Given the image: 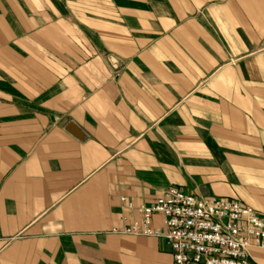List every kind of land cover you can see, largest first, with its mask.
Returning <instances> with one entry per match:
<instances>
[{
    "label": "crops",
    "instance_id": "1",
    "mask_svg": "<svg viewBox=\"0 0 264 264\" xmlns=\"http://www.w3.org/2000/svg\"><path fill=\"white\" fill-rule=\"evenodd\" d=\"M170 186L264 218V0H0V264H173Z\"/></svg>",
    "mask_w": 264,
    "mask_h": 264
},
{
    "label": "built area",
    "instance_id": "2",
    "mask_svg": "<svg viewBox=\"0 0 264 264\" xmlns=\"http://www.w3.org/2000/svg\"><path fill=\"white\" fill-rule=\"evenodd\" d=\"M121 200L134 208L133 200ZM141 211V221L114 231L165 239L173 264H257L250 250L264 249V218L236 199L189 195L170 186ZM155 214L163 216L161 227L153 225Z\"/></svg>",
    "mask_w": 264,
    "mask_h": 264
}]
</instances>
